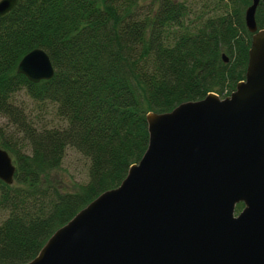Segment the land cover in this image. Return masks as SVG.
I'll list each match as a JSON object with an SVG mask.
<instances>
[{"label":"trees","instance_id":"16d2710c","mask_svg":"<svg viewBox=\"0 0 264 264\" xmlns=\"http://www.w3.org/2000/svg\"><path fill=\"white\" fill-rule=\"evenodd\" d=\"M251 1L18 0L0 17V117L11 126H0V146L15 166L12 184L0 180V264L32 260L59 227L119 186L147 148L148 112L234 91L245 78ZM255 18L264 29V0ZM35 48L49 56L51 79L17 72ZM21 92L61 124L31 116L16 101ZM68 147L89 160L75 191L50 175Z\"/></svg>","mask_w":264,"mask_h":264},{"label":"water","instance_id":"95a60500","mask_svg":"<svg viewBox=\"0 0 264 264\" xmlns=\"http://www.w3.org/2000/svg\"><path fill=\"white\" fill-rule=\"evenodd\" d=\"M18 0H0V17ZM252 0L245 78L145 116L148 145L116 188L100 193L24 264H264V29ZM223 60L227 58L223 54ZM17 72L54 76L47 53L25 54ZM15 166L0 146V180ZM243 207L235 214L236 204Z\"/></svg>","mask_w":264,"mask_h":264},{"label":"rangeland","instance_id":"374dc122","mask_svg":"<svg viewBox=\"0 0 264 264\" xmlns=\"http://www.w3.org/2000/svg\"><path fill=\"white\" fill-rule=\"evenodd\" d=\"M16 101L18 104H25L28 108V113H30L31 116L43 117L53 125L61 124L52 112L46 113L45 107L41 106L40 103L31 100L24 92L17 95ZM0 126L4 130L11 129V126L3 117H0ZM88 166L89 160L86 157L74 148L68 147L60 168L52 171L50 175L53 180L58 181L65 189L75 191L80 188L81 184H84L87 181ZM238 205L240 204H236L235 214H238L241 211V208H238ZM1 218L2 214L0 213V220Z\"/></svg>","mask_w":264,"mask_h":264}]
</instances>
